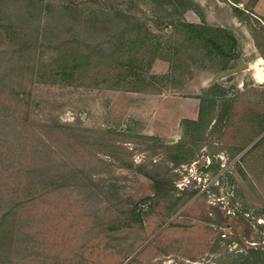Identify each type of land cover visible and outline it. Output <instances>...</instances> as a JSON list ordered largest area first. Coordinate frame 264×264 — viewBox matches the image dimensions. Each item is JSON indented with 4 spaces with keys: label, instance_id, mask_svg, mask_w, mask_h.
Returning <instances> with one entry per match:
<instances>
[{
    "label": "rangeland",
    "instance_id": "1",
    "mask_svg": "<svg viewBox=\"0 0 264 264\" xmlns=\"http://www.w3.org/2000/svg\"><path fill=\"white\" fill-rule=\"evenodd\" d=\"M124 1L130 0H48L55 7L76 3L82 10L78 20L108 4L113 12L128 9L163 44L159 52L154 47L143 50L153 63L134 84L117 85L96 70L84 82H40L41 61L36 59L46 50L42 59L47 61L51 50L40 46L32 55L36 67L34 73L24 69L23 84L35 100L31 125L59 153L87 169L101 194L88 197L76 186L39 199L22 216L21 242L1 251L0 264H225L230 254L264 246V141L259 144L264 138V131L259 132L264 125V81L257 82L249 67L253 64L263 79L261 61L254 62L264 56V0H192L199 12L183 14L189 23L222 27L234 35L239 57L227 67L203 61L201 55L194 63L189 54L176 59L166 43L172 26L160 24L168 20L161 1ZM112 37L107 31L101 36L93 32L86 40L108 51L116 44ZM238 61L248 68L230 73ZM213 85L223 87L226 96L217 98L210 123L205 116L203 132L193 133L185 121L198 119L199 98ZM64 125L84 136L75 135L65 145L60 140L69 132L62 131ZM2 145L0 138V152L7 151ZM176 145L193 153L177 167L168 159L178 154ZM218 163L220 174L208 171ZM154 164L161 165L158 173L171 170L168 178L175 188L164 197L151 189L147 174L155 170ZM230 172L233 181H219ZM6 182L0 174V191L6 190ZM183 190L199 193L171 216ZM244 209L238 225L232 213ZM218 213L231 215L222 227L208 222Z\"/></svg>",
    "mask_w": 264,
    "mask_h": 264
},
{
    "label": "trees",
    "instance_id": "2",
    "mask_svg": "<svg viewBox=\"0 0 264 264\" xmlns=\"http://www.w3.org/2000/svg\"><path fill=\"white\" fill-rule=\"evenodd\" d=\"M160 1L167 12L164 18L168 19L160 24L172 26L173 33L166 43L170 54L176 59L189 54L194 63L195 56L201 55L203 61L227 67L239 57L237 39L230 31L207 24L189 23L183 18L187 10L199 12L192 0ZM75 4L71 2L55 7L48 0H0V138L7 150L0 152V174H4L7 180L6 190L0 191V255L7 247L21 242L22 216L30 212L28 208L38 203L39 199L76 186L86 191L88 197L101 194L95 191L100 188L93 183L87 169L71 156L59 153L55 145L38 135V129L31 125L33 92L23 87V84L24 69L29 67L34 73L36 67L32 55H36L40 46L51 50L47 61L42 59L46 50L36 59L41 61L37 73L40 82L64 85L71 84L74 79L84 82L82 80L96 70L97 74L104 71L117 85L122 81L134 84L141 79L143 68L153 63V59L145 55L148 51L143 50L154 47L159 52L163 44L143 22V18L128 9L113 12L107 8L108 4L78 20L77 13H82V10ZM238 15L243 17L244 12L240 11ZM103 31L113 34L112 40L117 38L114 47L110 46L108 51L101 49L100 45L92 47L86 40L93 32L95 36H101ZM132 88L137 90V87ZM225 96L226 90L223 87L213 85L207 90L206 96L199 98L198 119L185 121L192 126L193 133L203 132L201 123L205 116L208 118L207 123H210L218 104L217 98ZM261 127L260 133L264 131V125ZM50 129L53 130L52 127ZM69 129V126H62L64 132ZM74 131L77 130L73 128L64 133L66 135L60 140L66 145V141L77 135ZM34 135L35 138L30 139ZM263 141L264 138L259 144ZM173 148L179 152L168 159L175 167L193 158L191 150L181 152V145ZM154 168L152 173L147 174L153 180L151 189L154 195L164 197L172 193L175 187L168 178L171 170L158 173L160 164H154ZM207 169L215 175L223 170L219 163L210 164ZM232 176L231 172L224 173L220 175L219 181H233ZM219 189L217 185L215 190L219 192ZM183 191L171 206V216L180 205L199 193L198 190ZM244 213H247L245 209L241 213L233 211V221L239 225ZM230 217V214L218 213L215 218H209L208 222L222 227ZM236 227L234 232L237 233ZM218 239L222 240L221 233ZM228 256L230 258L225 264H264V246L247 247Z\"/></svg>",
    "mask_w": 264,
    "mask_h": 264
},
{
    "label": "built area",
    "instance_id": "3",
    "mask_svg": "<svg viewBox=\"0 0 264 264\" xmlns=\"http://www.w3.org/2000/svg\"><path fill=\"white\" fill-rule=\"evenodd\" d=\"M258 61H261V63H262L260 66H261V68L263 69V78H264V56L258 57L254 63H256V62H258ZM249 67H250L251 69H253L254 72H255V73H254V76H253V77L255 78V80H256L257 82H261V80L258 81V79L256 78V68L253 67V64H251V65L249 64ZM252 67H253V68H252ZM262 81H264V79H263ZM222 236L225 237L226 234H222Z\"/></svg>",
    "mask_w": 264,
    "mask_h": 264
},
{
    "label": "water",
    "instance_id": "4",
    "mask_svg": "<svg viewBox=\"0 0 264 264\" xmlns=\"http://www.w3.org/2000/svg\"><path fill=\"white\" fill-rule=\"evenodd\" d=\"M247 68H248V64L247 63L238 61V64L236 65V67L234 69L230 70V73H235L237 71H240V70H243V69L245 70ZM261 82H263V81H261Z\"/></svg>",
    "mask_w": 264,
    "mask_h": 264
},
{
    "label": "bare ground",
    "instance_id": "5",
    "mask_svg": "<svg viewBox=\"0 0 264 264\" xmlns=\"http://www.w3.org/2000/svg\"><path fill=\"white\" fill-rule=\"evenodd\" d=\"M256 78H257L258 80H261V81L264 79L263 76H262L263 79H260V77H259L258 75H256Z\"/></svg>",
    "mask_w": 264,
    "mask_h": 264
}]
</instances>
